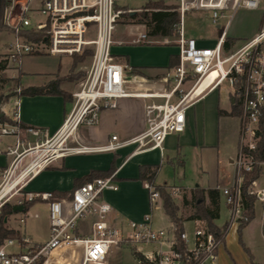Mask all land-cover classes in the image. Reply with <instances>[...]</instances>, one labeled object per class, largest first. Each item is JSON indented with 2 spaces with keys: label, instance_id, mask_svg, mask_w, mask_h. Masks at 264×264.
Listing matches in <instances>:
<instances>
[{
  "label": "built area",
  "instance_id": "built-area-1",
  "mask_svg": "<svg viewBox=\"0 0 264 264\" xmlns=\"http://www.w3.org/2000/svg\"><path fill=\"white\" fill-rule=\"evenodd\" d=\"M122 1L140 4L127 8L121 5ZM149 2H164L178 12L179 23L175 32L179 61L162 80L169 85L164 92L130 93L125 87V67L115 60L112 51L115 28L124 14H135ZM262 2L264 0H22L18 3L19 14L15 18L6 14L5 19L14 30L9 61L22 65L27 77L43 74L39 68L45 67L64 71L72 66L74 55L83 54L87 49L92 51L86 78L73 94V108L63 127L53 138L32 149L37 153L54 145L64 136V127L68 123L71 125L77 117L76 127L79 124L96 125L100 110L116 108L122 98L144 97L163 102L146 106V128L142 133L128 140L112 136L107 144L98 147L78 144L75 148L63 149V154L118 152L133 146L136 149L131 156L162 151L168 136L186 130L188 109L221 85H226L233 105L237 102L241 110V144L233 161L234 183L221 191L228 207L227 224L230 227L239 224L243 211L242 173L250 171L255 164L244 149L250 151L256 147L264 108V28L237 48H226L225 44L234 13L239 9L258 10ZM193 12L209 14L213 25L221 31L213 46H202L200 39L187 36L186 17L187 13ZM32 13L43 18L36 25L29 17ZM134 42L145 44L153 43V40L143 33ZM37 55H46V58L29 60V56ZM212 74L215 76L205 84ZM15 129L2 127L1 134H15ZM27 132L39 135L34 129ZM37 155L19 173L29 175ZM21 156V153L17 155L10 165L13 174L22 167L18 166ZM53 159L55 154L48 156L44 164L48 165ZM18 187L16 193L20 199L15 206H24L26 201L34 200L46 203L49 238L37 242L21 234L20 239L6 240L0 246V264H107L112 249L120 247L132 248L147 264L217 263L222 239L204 220L194 221L192 234L185 229L180 233L184 251L176 248L174 228L154 226L150 215L139 222H129L126 228L112 224L109 219L111 206L105 200V194L118 190L116 172L75 188L68 199L51 200L49 192H23L22 187ZM145 187L152 205L162 200L158 190L147 183ZM167 192L172 198L182 194L180 188L167 189ZM87 219L90 220L88 231L82 233L79 224ZM20 222L25 223L24 219ZM137 262L143 264L140 260Z\"/></svg>",
  "mask_w": 264,
  "mask_h": 264
},
{
  "label": "crops",
  "instance_id": "crops-1",
  "mask_svg": "<svg viewBox=\"0 0 264 264\" xmlns=\"http://www.w3.org/2000/svg\"><path fill=\"white\" fill-rule=\"evenodd\" d=\"M262 16L263 15H261L259 19L260 21H258V25H255V28L250 30L246 35H243V37H240V35L229 36L228 31L227 38L233 40L231 45L233 48L236 47L238 40H250L259 32L262 27ZM238 36L241 39H237L239 38ZM195 38L200 39V45L205 47H211L217 41H208L206 38L200 36ZM123 42L124 41L116 40L112 51L115 60L122 64L127 71L129 70L132 76V78H126V84L133 80V83H131L133 85L128 86L127 91L130 93H160L168 89L169 85L165 84L162 80L170 74L169 71H172V69H168V64L170 57L172 55H177L178 50L176 52L174 48L170 46L138 44L134 41L122 47L124 45ZM134 67L140 68L143 75L132 74L131 69ZM40 70L43 71V74L35 78L27 77V75H25L26 73L23 71V85L25 87L42 86L53 81L54 78L62 75L64 72L49 67L43 69L39 68V71ZM164 70L168 72L166 76L161 77L160 82L161 84L163 83L162 86L157 87L151 85L149 79L159 76V74L156 75L154 73H160ZM75 92L71 93L72 98ZM216 92L217 90L209 93L188 109L186 130L183 133L168 136L162 151L154 150L131 156V154L135 152V148L128 147L118 152L67 154L61 158L53 159L52 164L45 165L41 169L34 171L27 181H25L26 178L24 180L25 182H22L21 191L40 193L73 191L75 189L76 179L88 175L93 170H108L114 157L117 156L116 178L119 183V188L117 191H109L105 194V200L111 206L109 219L115 226L126 228L129 222H139L150 215L154 226L164 229H171L173 227L170 217L166 215L161 204L159 206L164 215L163 217L169 220L171 224L169 226L171 228L159 224V220L156 223L154 222L152 216L153 205L150 202L149 191L146 189L144 183L137 180L139 168L145 165L159 166L156 178L158 177V173L162 170L173 173L174 176L177 175V179H174L175 181L173 180V184L171 185L158 183H156V185L166 186L170 189H182L183 194L177 196V202L179 207L184 211L190 209L191 212H193L192 203L195 191L207 192L210 189H218L221 194L219 199L220 218L222 197L224 198L221 189L231 186L235 180V175L232 184H226L225 181L218 180L221 148L224 146L225 141L229 142L232 153L227 160L229 164H233V157L236 158L241 144V122L236 116L220 115V111L229 114L233 103L230 99V95L226 104L221 103L219 96L215 95ZM161 102H163L161 99L144 97L122 98L117 102L116 108L100 110L98 124H79L73 132L75 133L73 141L83 146L98 147L107 144L112 136H117L120 140L131 139L142 133L146 128V106ZM72 106L73 99L71 102L66 103L60 96H24L10 98L9 103L5 105L6 108L4 106L2 107V112L11 120L21 122L25 126L33 128L39 132V135L34 136L31 133L30 135L28 134V136H31L32 141L26 143V141L20 140V134H0V180L1 173L10 167L17 155L20 153L22 154L18 159V166H22L29 156L31 157V155L35 154L32 148L36 144L40 145L47 139L53 138L61 130L73 108ZM4 126L10 127L0 122V127L2 128ZM212 153H216L215 163H213L214 161L212 162ZM60 161L62 162L60 163ZM192 163L195 164V169H198L199 175H201V177H199L201 184L194 187L190 186L191 180L186 177V169ZM212 172L215 173V182L211 181L213 178ZM177 182L179 183L178 186L174 184ZM252 190L257 195V199L260 203H262L258 217L259 223L264 227V186L261 185L257 179L253 184ZM206 205L210 206L208 198L206 200ZM32 208L33 207H31L30 210ZM192 215L193 213H191L187 219H183L180 216L184 229L189 223H192L194 226L195 220L190 219ZM162 219L163 218H161V221ZM228 219L227 207V221L224 225L225 227H227ZM256 220L255 214L254 219L248 226ZM86 221H89L90 225V220L87 219ZM224 226L217 227L223 229L225 228ZM248 226L246 228H248ZM237 227L236 236L238 233ZM231 228L232 227H230V229ZM229 230L227 228V234L219 247V258L216 264H236L234 261L231 262L230 260L232 256L231 253L227 254ZM19 233L22 234L21 232ZM189 233L192 234V231ZM28 237L31 238L30 235ZM48 238L49 227L46 238L43 241H46ZM243 244L245 246L244 250L245 248L249 250L244 241ZM117 250L118 248H113L110 256H113Z\"/></svg>",
  "mask_w": 264,
  "mask_h": 264
},
{
  "label": "rangeland",
  "instance_id": "rangeland-1",
  "mask_svg": "<svg viewBox=\"0 0 264 264\" xmlns=\"http://www.w3.org/2000/svg\"><path fill=\"white\" fill-rule=\"evenodd\" d=\"M21 1L22 0H18L17 3H14V0H10V5L8 7L10 9L9 11L6 10L7 16L11 18H15V16L19 14L20 11H19L18 3ZM120 3L122 6L127 7V8L138 6L140 4L134 1H122ZM261 15H263L262 16V19H263L264 18V2L261 3V6L258 10H254V11L245 10V9L237 10L234 13L232 21H231V25L229 28V36L240 35V37H243V35H246L250 30L255 28V25H258L259 23L258 21H260L259 19ZM29 17H31L33 25H36L37 21L43 19L42 17L38 16L36 13L29 14ZM185 23H186L185 31H186L187 36H191V37L200 36V37L206 38L208 41L217 40L220 36L221 31L213 25V23L210 20V15L207 13H201V12L187 13ZM223 24L224 22L222 23V26ZM263 28L264 26L261 27L259 31H261ZM143 33L147 34V29L143 25L139 24L137 20H132L129 18H122L116 24L113 39H114V42L116 40L124 41L123 42L124 45L122 47H125L126 44L131 43L132 41L136 40L137 37ZM240 37L237 39H241ZM13 38H14V35L10 32L0 33V62L3 61L4 65L6 66V69L2 73H0V78L8 80L0 88V96L3 98V104L1 106V111H2V107L3 106L5 107V105L9 103L10 98L16 97L14 93L16 91L17 83L20 82L21 86H24L22 83L23 66L11 64L9 61V49H10L9 47H10V43L13 41ZM151 40H153V43H145V44L146 45H156V46H170L174 48V50L177 52L178 36L175 31L173 32L172 37H169L163 40L162 39H151ZM243 42L244 40H238V43L236 44V48L239 47L241 44H243ZM29 57H30L29 60L32 61L34 60V58H37V57L39 59H43V58L45 59L46 55H37V56H29ZM91 62H92V51L91 50L87 49L83 54L74 55L72 58V66L64 70L62 75H59L56 78L68 76L69 74L74 72L73 75L76 76L75 77L76 79L72 81H65L62 84V88H64V90L70 93H73L75 91L77 92L80 89L82 82L86 78V74H87V71H88V68ZM74 64H76L77 67H76V70L72 71ZM167 72L168 71L164 70V71H161L160 73H154L156 75L159 74V76H156L153 79H149L150 84L157 86V87H161L163 84V83L161 84L160 82L161 77L166 76ZM127 77L132 78V76L130 75V71L129 70L127 71L125 69V78ZM131 83H133V80L130 81V83L125 85L126 89L128 86L133 85ZM229 93H230L229 88L226 85H221L219 89L217 90V92L215 93V95L219 96L221 103L226 104L228 101ZM72 99L74 100V98ZM236 117L239 118L240 115ZM7 125L10 127L12 126L16 128L15 134L16 135L20 134L19 135V137L21 136L20 140L22 139L23 141H26V143L29 141L30 142L32 141L31 136H28V134L30 135V133H28L27 130H19V128L15 125H9V124ZM0 134H1V127H0ZM74 134L75 133H73V135L70 137L69 136L66 137V135H64L60 139V140L62 139L66 140L63 146V149L75 148L78 145L75 141H73ZM133 147L136 149L135 146ZM231 153H232L231 145L229 144L228 141H225L224 146L221 148L218 180L225 181L226 184H229V183L232 184L234 180V175H235L234 164H229L227 160L228 157L231 155ZM35 156L36 154L31 155V157L29 156L28 159L23 163L22 167H20V169L16 172L19 173V171L22 170L24 167H26L33 160ZM215 156H216V153L214 154L212 153V162L214 161L213 163H215ZM233 158L235 159V157ZM61 162L62 161H60V163ZM52 163L53 161L50 162L49 164H52ZM33 172L34 171L30 172V174L26 177L27 179L25 181H27L31 177V174ZM214 176H215V173L212 172V177H213L211 180L212 182H215L216 177L214 178ZM13 177H14L13 170L10 169V167L4 170L1 173L0 190ZM186 177L187 179L191 180L190 182L191 187L201 184L199 181V177H201V175H199L198 169H195L194 163L190 164V166L187 167ZM174 179L175 180L177 179V175L174 176L173 173H169L165 170H162L158 173V177L156 178V183L171 185L173 184ZM258 180L260 184L264 186V167H263V170ZM23 183L20 185L21 187ZM174 184H176L177 186L179 185L178 182ZM160 187L165 189L166 193L168 194L167 189H170V188H167L166 186H160ZM18 190H19V187H17L8 197H5L0 201V211L5 203H9L14 206L16 205L17 201L20 199V197L16 193ZM21 193L22 192H20V194ZM182 194H183V191H182ZM172 200L174 204H176L179 208L178 210L179 217L181 216L183 219H187L191 213H194V211L191 212L190 209H186V211L182 210L178 205L177 197H173ZM160 204L163 207V200L153 205L152 216H153L154 222L156 223L159 220L160 221L159 224L168 226V228H171L169 226L171 225L169 223V220L163 217L164 215L161 211V207L159 206ZM255 204H256L255 214H256L257 220L254 221L250 226H248V228L245 227L244 229H242L241 239H242V242L244 241L246 243L247 247L251 251V255L254 258V262L258 264H264V227L259 223V217H258L261 211L262 203H260V201L257 199ZM32 207L33 208L30 211H28L26 214L21 213V212L13 213L7 219L6 226L10 229H14L18 232H21L22 234H25L27 236L30 235L34 241H43L46 238V235L48 233V227H49L47 206H46V203L39 202V203H35ZM161 218H163L162 221H161ZM21 219H24L25 221L24 224L20 222ZM226 221H227V206H226L224 198L222 197V210H221L220 218L216 220L215 225L218 227H222L225 225ZM79 225H80V231L82 233H86L88 231L87 227L89 225V221H86V220L82 221L80 222ZM238 225L239 224H237V226ZM237 226L233 225L232 228L230 229L229 224H227L228 230L230 229L228 231V253L227 254L231 253L232 256L230 260L231 262L234 261L236 264H253L250 259L249 254L244 250L242 244L239 241L238 233L236 236ZM192 229H193L192 223H189L185 226V230L188 232H191ZM133 253L134 251L130 247H127V248L120 247L118 248L116 253L113 254V256L111 255L108 257L107 264H138V262H136L138 260L135 258ZM217 262H218V259H217Z\"/></svg>",
  "mask_w": 264,
  "mask_h": 264
},
{
  "label": "trees",
  "instance_id": "trees-1",
  "mask_svg": "<svg viewBox=\"0 0 264 264\" xmlns=\"http://www.w3.org/2000/svg\"><path fill=\"white\" fill-rule=\"evenodd\" d=\"M10 5V0H0V33L2 32H10L14 33V30L6 24V10ZM124 18H129L132 20H137L139 24L143 25L147 29V35L151 39H166L173 36V32L175 31L176 25L179 23V14L176 11L174 6L167 5L164 2H149L145 4L140 11L136 12L134 15L130 13H126L123 15ZM261 26H264V18L262 19ZM233 40L227 38L225 47L228 48L232 45ZM179 61L178 55H172L170 57V61L168 64V69L171 70L175 66H177ZM77 65L74 64L72 71L76 70ZM6 69L4 62H0V73H2ZM74 72L69 74L68 76H63L54 79L53 81L42 85V86H31L24 87L21 86L20 82L17 83L16 91L14 95L16 97H35V96H60L64 99L66 103L72 101V94L62 88V84L65 81L75 80L76 76L73 75ZM132 74L143 75V72L140 68H132ZM8 80L0 78V88L6 83ZM18 89V90H17ZM3 104V98L0 96V122L2 124L15 125L19 128V130H28L33 129L31 127L25 126L21 122L13 121L8 116H6L1 111V106ZM220 115H230V116H238L241 115L240 107L237 102L232 106L231 112L228 114L226 112L220 111ZM258 142L254 150L248 152L254 159L255 164L252 169L248 172L242 173V183H241V197L243 204L242 218L239 221L238 225V236L239 241L242 244L243 248L245 247L242 239L241 232L242 229L248 226V224L255 217V202L257 200V195L253 192L252 187L254 182L260 177L261 172L263 170L264 164V108L262 109V115L259 121L258 127ZM116 159L117 156L114 157L111 162L110 168L106 171L93 170L88 175L75 180V187H78L84 183L91 182L95 179L105 178L110 176L112 173L116 171ZM159 166H151L145 165L139 168V176L138 181H141L144 184H149L155 190H158L162 196L163 200V209L167 216L170 217L174 232L177 238L176 248L184 251L185 246L184 243L180 240L179 235L184 230L182 219L178 216V206L174 204L172 198L166 193V190L156 185V176ZM72 191H52L51 200H61L68 199L71 195ZM207 193V196H206ZM220 191L218 189H210L207 192L205 191H195L193 197V215L191 216V220H204L208 227L212 232H214L218 237L224 240L227 234V227L224 229H220L215 225V220L219 218V199H220ZM209 199L210 206L206 205V200ZM39 202H44L42 200H34V201H26L24 203V210L22 213L26 214L30 208ZM45 203V202H44ZM14 205L9 203H5L0 211V246L8 239H20L21 234L14 230L10 229L6 226L5 219H8L13 212ZM245 251L249 254L250 259L253 264H257L254 262V258L252 257L250 251L245 248ZM137 260L142 261L143 264H147L144 259L133 253Z\"/></svg>",
  "mask_w": 264,
  "mask_h": 264
},
{
  "label": "bare ground",
  "instance_id": "bare-ground-1",
  "mask_svg": "<svg viewBox=\"0 0 264 264\" xmlns=\"http://www.w3.org/2000/svg\"><path fill=\"white\" fill-rule=\"evenodd\" d=\"M215 76V74H212V76H210V78L206 81L205 84H207L210 80H212V78ZM78 121V117L75 118V120L73 121V123L70 125L69 123L67 124L66 127H64V135L67 136H71V134L75 131L76 129V124ZM65 138V137H64ZM65 140V139H64ZM64 140H60L57 141L54 145L49 146V147H45L43 150L38 151L37 153H39L37 155V153H35L37 155V161L33 162L31 164V170L33 171H37L38 169H41L45 164V159L50 156L51 154H55V158H61L64 156V154L62 153L63 150V146H64ZM28 172V171H27ZM15 174V175H14ZM13 174V178L8 181L3 188L0 190V201L5 198L8 197L28 176L26 173L22 172V173H17L15 172Z\"/></svg>",
  "mask_w": 264,
  "mask_h": 264
},
{
  "label": "water",
  "instance_id": "water-1",
  "mask_svg": "<svg viewBox=\"0 0 264 264\" xmlns=\"http://www.w3.org/2000/svg\"><path fill=\"white\" fill-rule=\"evenodd\" d=\"M132 15H134V14H132ZM233 102V101H232ZM23 210H24V206H14L13 207V212L14 213H18V212H23ZM5 222H7V219H5Z\"/></svg>",
  "mask_w": 264,
  "mask_h": 264
}]
</instances>
